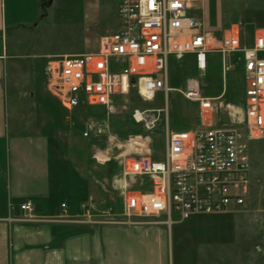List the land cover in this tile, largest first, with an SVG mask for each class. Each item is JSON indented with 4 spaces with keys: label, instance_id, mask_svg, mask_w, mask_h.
Segmentation results:
<instances>
[{
    "label": "built area",
    "instance_id": "built-area-1",
    "mask_svg": "<svg viewBox=\"0 0 264 264\" xmlns=\"http://www.w3.org/2000/svg\"><path fill=\"white\" fill-rule=\"evenodd\" d=\"M202 0H118L116 26L84 34L96 41L77 56L49 58L44 66L47 92L67 111L81 105L104 108L108 114L130 110L135 124L152 129L161 109L127 108L133 98L152 103L169 86L168 59L193 57L198 77L185 80L178 92L197 105V126L192 130L167 131L164 156H125L121 161L120 186L124 217L173 214L213 215L237 212L246 206L251 190L249 143L264 138V32L254 31L244 40L241 21L231 24L216 39L205 27ZM218 55L223 82L234 63L241 66L244 84L240 106L225 103V88L216 96L203 95V75L209 60ZM223 114V115H222ZM91 124L87 131L104 132ZM105 125V124H103ZM88 136V132L84 133ZM147 178L132 190L128 181ZM34 211L31 202L20 205ZM63 214L67 206L61 204ZM86 220L90 208L82 205ZM88 218V219H87ZM91 222V220H88ZM111 223H119L113 222ZM121 223V222H120Z\"/></svg>",
    "mask_w": 264,
    "mask_h": 264
},
{
    "label": "rangeland",
    "instance_id": "rangeland-1",
    "mask_svg": "<svg viewBox=\"0 0 264 264\" xmlns=\"http://www.w3.org/2000/svg\"><path fill=\"white\" fill-rule=\"evenodd\" d=\"M36 2V10L26 18L27 24L7 29L6 44L9 51L12 47H17L16 59L21 65L15 70L17 83L23 86L21 91H9V116L15 106V110L24 117V125H31L38 122L42 113L53 124L51 118L55 114L54 124L56 122L61 125L58 140L66 154L75 156L74 159L77 154V161L84 155H93L95 168L110 161L120 173L121 161L125 156L149 155L156 160L163 158L167 134L165 125H169L170 131L183 130L181 125H197V105L184 99L178 92L180 88H184L186 79L199 76L190 56L180 60L169 57V86L173 91L167 96L160 93L148 104L137 102L133 98L125 104L119 100L118 106L125 105L127 108L161 109L160 113H151L153 119L157 120L150 130L135 124L130 110L112 115L101 107L81 105L69 111L63 109L46 93V61L85 48L88 41L80 39L84 34L83 29L96 19L103 20L97 25V31L115 28L118 0H105L98 13L95 12L93 3L85 0ZM200 5L205 27L216 39L221 38L226 29L238 21L245 26L246 41L252 38L255 30H264V0H202ZM233 64L234 68L227 73L223 82L218 55L210 58L208 70L202 77L206 86L202 90L203 95L216 97L224 87L225 103L240 106L243 102L241 66L234 61ZM23 91L28 94L41 91L50 106L46 105L45 110L43 99L28 95L22 97ZM49 110L52 111L51 115ZM93 123L94 126L105 128L104 132L97 134L87 131V127ZM85 132H88V136H84ZM252 144L253 142L249 143L248 151L250 163ZM77 165L82 164L78 162ZM255 171L259 175L255 173V178H252L253 184L246 206L237 212L189 216L173 214L171 222L165 215L124 217L119 190L118 196L111 197L106 208L93 209L87 219L155 230L160 237L157 243V264H264L261 211V207H264V176L263 179L260 176L264 171V158ZM96 172L97 169H93V173ZM148 181L138 180L131 187L137 188L141 183L146 186ZM79 219L86 221L84 217Z\"/></svg>",
    "mask_w": 264,
    "mask_h": 264
},
{
    "label": "crops",
    "instance_id": "crops-1",
    "mask_svg": "<svg viewBox=\"0 0 264 264\" xmlns=\"http://www.w3.org/2000/svg\"><path fill=\"white\" fill-rule=\"evenodd\" d=\"M85 1L93 3L98 13L105 0ZM37 3L0 0V264H157L160 237L155 230L79 219L84 217L82 205L91 212L106 208L111 197L118 196L123 182L120 170H115L110 161L95 168L93 155H84L77 161V154L75 159L66 154L58 140L61 125L54 124L55 114L51 118L53 124L42 113L38 122L31 125H24V117L15 106L9 116V91H21L23 86L17 83L15 68L21 65L16 59L17 47L9 51L6 44L7 29L27 24L26 18L36 10ZM101 21L96 19L83 32ZM82 38L88 41L85 48L61 56H77L95 46L93 38L85 34ZM240 75L242 78V72ZM27 95L43 99L45 110L46 105L50 106L41 91L21 94ZM48 112L51 115L52 111ZM196 126L180 128L192 130ZM165 128L170 131L169 125ZM252 142L251 184L255 173L259 175L255 168L261 166L264 158V138ZM78 162L82 165H77ZM93 169L97 172L93 173ZM260 176L263 179L264 171ZM144 179L148 180L140 177L128 181V185L135 190L138 187L132 188L133 183ZM147 185L144 192L150 190L149 181ZM28 201L33 206L32 213L20 209ZM62 203L67 206L66 216ZM261 211L264 252V207Z\"/></svg>",
    "mask_w": 264,
    "mask_h": 264
},
{
    "label": "bare ground",
    "instance_id": "bare-ground-1",
    "mask_svg": "<svg viewBox=\"0 0 264 264\" xmlns=\"http://www.w3.org/2000/svg\"><path fill=\"white\" fill-rule=\"evenodd\" d=\"M125 184V182H124V180H123V182H122V186Z\"/></svg>",
    "mask_w": 264,
    "mask_h": 264
}]
</instances>
